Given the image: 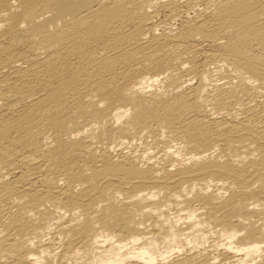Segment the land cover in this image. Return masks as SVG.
<instances>
[{
    "label": "bare ground",
    "instance_id": "1",
    "mask_svg": "<svg viewBox=\"0 0 264 264\" xmlns=\"http://www.w3.org/2000/svg\"><path fill=\"white\" fill-rule=\"evenodd\" d=\"M0 264H264V0H0Z\"/></svg>",
    "mask_w": 264,
    "mask_h": 264
}]
</instances>
